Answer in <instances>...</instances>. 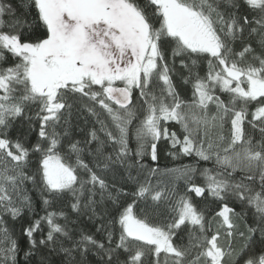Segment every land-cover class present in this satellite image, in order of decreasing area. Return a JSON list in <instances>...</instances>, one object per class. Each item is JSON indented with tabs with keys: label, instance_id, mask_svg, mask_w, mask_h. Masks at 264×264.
Here are the masks:
<instances>
[{
	"label": "snow or ice",
	"instance_id": "1",
	"mask_svg": "<svg viewBox=\"0 0 264 264\" xmlns=\"http://www.w3.org/2000/svg\"><path fill=\"white\" fill-rule=\"evenodd\" d=\"M228 2L231 7L239 10L240 5L236 0ZM243 3L264 14V0H243ZM32 6L37 10L38 21L46 26L43 38H38L37 42L22 40L19 33L11 31L21 24V20L15 16L10 3L5 4L0 0V62H6L5 52L20 61L12 66L0 67V128H8L10 119L22 116L26 106L38 103L40 139L31 151L41 154L38 171L44 190L54 197L71 192L76 200L71 207L78 211L85 191L89 193V199L84 207L89 208L96 203L92 199L96 194V186H99L102 198L108 189L106 181L82 159L84 149L79 147V141L69 144L70 152L76 155L75 167L66 162L65 156L59 151L61 134L55 131V126L60 121L62 110L71 107L65 102L66 94L79 93L97 101L107 111L119 137L108 131L103 122L101 130L119 145L117 161L122 162L121 158L129 151L128 125L136 115L132 108V94L134 89H138L147 107L146 115L136 132L140 142L136 155L142 156L147 146L150 148L151 159L157 160V143L162 138L170 140L173 148L180 145L184 154L195 152L205 161L214 155L216 164L224 171L213 175L210 169H204L202 175L206 187L192 184L188 191L194 192L197 197H202L207 191L218 200H224L228 194L241 201L247 200L258 214V229L249 228V232L259 230L264 235V127L260 128L262 139L255 145L251 137L245 138L244 129L248 105L252 102H256L257 107L248 123L253 127H256L257 121L264 124V57L253 56L254 60L259 61V66H241L236 60L230 59L233 53L229 47V41L241 35L247 25L255 23L264 28V16L250 21L247 15L230 13L225 18L218 10V5L210 0H146L144 5L139 0H32ZM5 15L14 18L5 20ZM4 28L10 31H4ZM251 31L255 32L256 29L252 28ZM172 42L175 44L171 49L173 64L176 57H210L206 77L195 74L193 100L190 104L179 98L171 78L174 68L166 60V46ZM252 51L251 46H246L238 56L242 59ZM180 62L183 67H189L183 58ZM191 63L195 66L197 60L193 59ZM158 82L164 85L160 96L149 91ZM188 82L189 78H185V83ZM117 83L123 84V87H117ZM94 86H99L100 91H93ZM217 89L229 94L227 104L215 95ZM165 96L171 97L170 103L166 102ZM112 103L118 107L114 109ZM210 104H215L217 109L211 117L207 115ZM194 107L205 114L192 116L193 122L205 127H219L222 130L224 122L230 117L231 138L227 147L222 149L223 155L210 151L212 143L205 149L202 141L197 144L191 138L193 130L188 124L190 113L182 109ZM162 121L181 124L187 133L183 140L174 131L169 132ZM49 126L52 127L50 132L47 130ZM90 136L91 140L86 143L98 139L95 130ZM219 139L223 141L225 138L220 135ZM43 142H47V147ZM29 151L19 140L12 141L6 138V134H0V157H3L0 159V211L8 212L13 217L18 216L24 206L31 210V201L27 196L22 198L20 207L15 206L8 187L10 185L12 191H16L25 180L35 182L34 177L23 171ZM92 154L94 157L101 156V149L97 148ZM103 159L105 162L102 166L99 160L95 161V166L102 171L109 168L112 156ZM8 160L12 162L11 167L6 163ZM77 168L84 169L89 179H79ZM229 168L232 172H227ZM238 169L251 174L245 175L238 182L225 178L231 177ZM192 172L195 169H187L181 174ZM257 172L261 191L254 192L253 187L244 183V180H255ZM87 185L91 187L86 188ZM149 193L150 188L141 185L133 195L140 198ZM162 195V192H155L152 199L159 201ZM119 196V190L116 195L108 192V198L113 203H118ZM43 203L49 205L51 202L45 198ZM92 210L95 211L94 208ZM171 210L175 212L173 221L160 227L148 223L146 219L137 218L133 214V205L129 204L119 214L121 234L115 248L106 247L105 243L95 240L91 235L82 234L73 242L72 248H62V251L71 256L75 248L86 250L88 245H92L107 254V264H112L117 249H123L129 254L122 264H143L145 252L143 248L129 247L133 241L151 247L157 257L161 253L170 256L172 264H222L223 258L231 255L219 244L218 231L211 238L204 235V214L189 197L181 196ZM234 214L235 210L227 204L216 213L221 218V226H226L228 236L232 235L231 230L235 227L232 222ZM59 215L63 216L64 213ZM56 216L57 213L48 212L24 230L33 248L37 243L44 245L54 242L56 234L72 240L68 231L55 222ZM41 221L47 223L49 230L46 238L37 242L33 233L40 231ZM185 224L199 228L201 236L190 234L189 245L178 247L173 243V236ZM4 232L6 234L7 230L4 229ZM106 239L111 245L112 232H107ZM193 249L199 251L188 260ZM16 250V242L13 240L9 248L0 249V254L5 262L11 259L12 264H15ZM244 264H264V253L258 258L250 256Z\"/></svg>",
	"mask_w": 264,
	"mask_h": 264
},
{
	"label": "trees",
	"instance_id": "2",
	"mask_svg": "<svg viewBox=\"0 0 264 264\" xmlns=\"http://www.w3.org/2000/svg\"><path fill=\"white\" fill-rule=\"evenodd\" d=\"M3 2L5 4L10 3L15 11V16L21 20V24L16 29H11V31L19 33L22 40H27L28 42H37L38 38H43L46 26L43 25L42 21H38L37 10L32 6V0H3ZM210 2L218 5V10L225 15V18L230 13H235L237 16L247 15L250 21L264 16V14L245 5L243 0H236V3L240 5L239 10L231 7L228 0H210ZM139 3L144 5L146 0H139ZM13 18L9 15L4 17L5 20ZM252 28H255L256 31L252 32ZM3 30L10 31L8 28ZM262 41H264V28L255 23L247 25L241 35H238L235 40L229 41V47L233 53L230 59L236 60L241 66L248 64L259 66V61L254 60L253 56L264 57V44H262ZM246 46H251L253 51L246 53L241 59L238 53L243 51ZM173 47H175L174 42L166 46V60L169 66L174 68L171 78L179 98L190 104L193 100L192 85L195 74L198 73L200 77H206L208 73L207 61L210 57L206 55L176 57L173 64L171 54ZM5 57L6 62H0V67L12 66L20 62L19 58L13 57L10 53L5 52ZM182 58L189 67L185 68L181 65L180 61ZM193 59L197 60L195 66L191 63ZM213 63L215 64L216 62L213 61ZM185 78H189L188 83H185ZM117 85L123 86L121 83H117ZM163 87L162 82L154 83L149 91L155 92L157 96H160ZM93 91H100L99 86H94ZM215 95L219 96L226 104L230 99L229 94L222 93L219 89L215 91ZM165 100L170 103L171 97L165 96ZM132 101V108L136 115L128 125L127 142L129 151L126 156L121 158L122 162H120L117 161L119 145L110 140L105 131L101 130V122H103L108 131H111L117 138L119 137L118 130L115 128L107 111L97 101L79 93L69 92L66 94L65 102L71 107L62 110L60 121L55 126V131L61 134L59 151L65 156L66 162L75 167L76 155L70 152L69 144L79 141V147L84 149L81 154L82 159L108 185L103 198L101 197L99 186H96V194L92 197L96 203L89 208L84 207V204L89 199V193L85 191L80 199L81 206L78 211L73 210L71 207L76 202L71 192H64L54 197L44 190L41 175L38 171L41 154L31 151L33 145L40 139L38 135L40 120L37 118V113L39 112L38 103L26 106L22 116L10 119L8 128H0V134H6V138L12 141L19 140L30 150L28 162L23 166V171L28 176L35 178V182L33 180H25L16 191H12L11 186H8L15 206L20 207L22 198L27 196L31 201V210L24 206L21 213L16 217H13L8 212L0 211V249L9 248L11 241L14 240L17 246L15 264H107V254L92 245H88L86 250L82 247L75 248L71 256L62 251V248H72L73 242L78 240L82 234L91 235L95 240L105 243L106 247L115 248L121 234V225L118 222L119 214L129 204L133 205V214L137 218L146 219L148 223L154 226L165 227L175 217V212L171 209L175 207L176 201L181 196H187L197 209L204 214V235L211 238L218 231L220 233L219 244L226 253H231V255H226L223 258L222 264H244V261L250 256L258 258L264 253V235L259 230L252 233L249 232V228L258 229V214L255 207L248 204L247 200L241 201L232 194H228L224 200H218L207 191L202 197H197L194 192L188 191L192 184L206 187V180L202 175L204 169H210L213 175L224 171L216 164L214 155L212 159L205 161L198 157L195 152L184 154L180 145L173 148L171 141L163 138L157 143V160L153 161L151 159L150 148L147 146L142 156L136 155L140 144L136 132L146 115L147 106L143 103L138 89L133 90ZM112 107L115 109L118 106L112 103ZM256 107V102L248 105V115L244 124L245 138L251 137L254 145L262 139L260 128L264 127V124L259 121L256 122V127L248 123V121L252 120V112ZM237 108H239V104ZM182 111L190 113L188 124L189 128L193 130L191 138L197 144L202 141L205 149H208V144L212 143L213 148L210 151L212 153L220 152L223 155L222 149L227 147V143L231 138L230 117L226 119L221 130L219 127H205L193 122L192 116L200 117L205 114L199 108H183ZM216 112L215 104H210L207 109V115L211 117ZM161 123L169 132L174 131L181 141L184 135L187 134L184 132L182 125L175 121H162ZM47 130L49 132L52 131V127L49 126ZM93 130L96 131L98 139L91 141V143H86L91 140L90 133ZM65 132L67 135H65ZM220 135L224 136L225 139L223 141L219 139ZM43 143L47 147V142ZM97 148L101 149L102 155L94 157L92 153ZM109 155L112 156V162L108 169L102 171L95 166L96 160H99L102 166L105 162L103 158ZM0 159H3V157H0ZM6 163L9 167L12 166L10 160ZM187 169H195V172L182 175L181 173ZM227 172H232V170L229 168ZM250 174L238 169L232 173L231 177L225 178L238 182L245 175ZM77 175L81 180L89 179V174L82 168H77ZM244 183L250 184L254 192L261 191L258 172L255 180H244ZM141 185L148 186L150 193L144 197L137 198L133 194L138 191ZM76 187L79 188V184ZM90 187L91 185L86 186V188ZM118 190L120 191L118 203H113L108 198V192L110 191L113 195H116ZM155 192H162L163 194L159 201L152 199V194ZM45 198L50 200L51 203L49 205L43 203ZM224 204L235 210V214L232 215V222L235 227L231 230V236L227 235L226 226H221V218L216 215ZM93 208L95 209L94 212ZM48 212L57 213L55 222L68 231L72 240L70 241L63 235L56 234L54 242L44 245L37 243L36 247L33 248L24 230ZM61 212L64 213L63 216L59 215ZM4 229L7 230L6 234ZM48 230L47 223L41 221L40 231L34 232L33 238L37 242L45 239ZM109 231L113 234L111 245L107 243L106 239ZM190 234H194L197 237L201 236L199 228H195L190 224L182 225L173 236L174 245L187 247L190 242ZM129 247L133 249L137 247L143 248L145 252L142 257L143 264H157V261L159 264H172L170 256L166 257L164 253H161L157 257L152 248L144 246L142 242L133 241L129 244ZM197 251L199 249H193L188 260H191ZM128 255L123 249H117L116 253L113 254L112 264H117L118 261L122 264ZM0 264H12V261L9 259L5 262L3 255L0 254Z\"/></svg>",
	"mask_w": 264,
	"mask_h": 264
},
{
	"label": "water",
	"instance_id": "3",
	"mask_svg": "<svg viewBox=\"0 0 264 264\" xmlns=\"http://www.w3.org/2000/svg\"><path fill=\"white\" fill-rule=\"evenodd\" d=\"M117 87H123V86H120V85H116Z\"/></svg>",
	"mask_w": 264,
	"mask_h": 264
}]
</instances>
